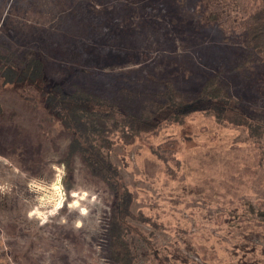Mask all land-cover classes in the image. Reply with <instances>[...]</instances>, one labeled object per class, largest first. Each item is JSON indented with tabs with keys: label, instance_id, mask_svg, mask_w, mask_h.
I'll return each instance as SVG.
<instances>
[{
	"label": "rangeland",
	"instance_id": "1",
	"mask_svg": "<svg viewBox=\"0 0 264 264\" xmlns=\"http://www.w3.org/2000/svg\"><path fill=\"white\" fill-rule=\"evenodd\" d=\"M245 2L258 0H0V64L22 74L0 68V264H125L110 247L113 192L78 154L61 161L69 137L42 82L192 93L243 50ZM30 55L41 64L25 75ZM231 80L241 108L264 113V65ZM197 105L109 134L131 264H264V138Z\"/></svg>",
	"mask_w": 264,
	"mask_h": 264
},
{
	"label": "trees",
	"instance_id": "2",
	"mask_svg": "<svg viewBox=\"0 0 264 264\" xmlns=\"http://www.w3.org/2000/svg\"><path fill=\"white\" fill-rule=\"evenodd\" d=\"M248 5L245 2L241 8L245 15L242 24L246 34L243 50L237 52L228 65L222 59L218 60L216 70L201 71V84L192 93L181 88L176 91L173 82L168 80L158 82L156 88L146 93L122 88L107 93V85L102 89L91 85L88 87L91 90L87 88V92L81 86H76L73 92H69L50 81L42 82L53 93L54 98L49 97L55 106L60 108L56 122L69 137L61 161L72 165V157L78 154L90 173L113 192V225L109 239L112 253L118 261H125V264L132 261L129 245L121 234L124 220L129 215L131 193L119 184L118 168L105 152L111 143V131L120 129L127 133L126 137L132 138L134 134L150 130L161 122L177 120L185 113L182 112L184 106L198 103L196 110L207 109L219 122L245 127L256 142L264 138V113L241 108L243 94L236 93L231 80L235 74L254 78L257 69L264 65V0ZM186 60L191 67L190 57ZM40 64L30 55L22 66V72L30 74ZM8 66L0 64L9 78L22 75ZM166 78L171 79V76ZM162 79L163 76L159 78Z\"/></svg>",
	"mask_w": 264,
	"mask_h": 264
}]
</instances>
